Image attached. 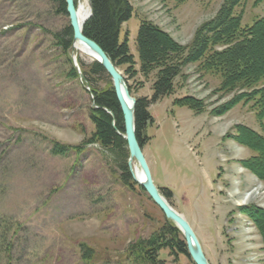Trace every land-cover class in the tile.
<instances>
[{
  "label": "rangeland",
  "instance_id": "obj_1",
  "mask_svg": "<svg viewBox=\"0 0 264 264\" xmlns=\"http://www.w3.org/2000/svg\"><path fill=\"white\" fill-rule=\"evenodd\" d=\"M130 1L121 40L133 62L118 69L134 97L151 98L159 71L141 69L143 22L185 47L172 90L149 105L143 151L155 184L172 192L168 202L189 221L210 264H264L249 210L264 209V178L247 164L260 153L241 141L244 127L264 138V80L225 88L205 60L224 44L209 41L202 57L187 58L225 0ZM58 9L52 0H0V264H195L177 245L183 232L168 233L175 223L146 189L123 182L118 150L94 139L92 89L113 81L81 78L80 61L95 59L64 48L56 34L70 17ZM234 14L250 26L264 18V0H242ZM56 144L66 152L54 153ZM158 234L154 252L135 250Z\"/></svg>",
  "mask_w": 264,
  "mask_h": 264
},
{
  "label": "trees",
  "instance_id": "obj_2",
  "mask_svg": "<svg viewBox=\"0 0 264 264\" xmlns=\"http://www.w3.org/2000/svg\"><path fill=\"white\" fill-rule=\"evenodd\" d=\"M52 1L58 4L59 12L68 13L66 0ZM241 1L225 0L213 20L206 23L197 32L198 37L204 31H207L208 34H203V37L197 38L187 55L188 61L199 59L205 53L209 41L213 45H226L221 51H212L205 60L210 68L221 71L224 79L223 86L227 89L255 85L264 80V18L257 19L250 26H243L241 15L234 14L235 7ZM90 3L92 14L84 24V34L95 40L117 66L133 62V54L130 52L128 39L121 40L122 25L132 16L131 1L90 0ZM56 35L65 49L71 48L73 29L70 24ZM137 47L143 71L159 67L151 98L135 96L137 98L135 107L136 133L140 144L144 146L148 138L147 127L152 120L149 105L172 90L174 79L180 72V58L177 55L184 52L185 47L175 43L166 32L154 23L147 21L140 25L137 34ZM80 66L84 80L88 84L96 81L95 79L100 75H107L111 82L106 69L97 60H94L90 65L80 61ZM73 70L74 74H77L75 67ZM128 85L132 93V87L129 83ZM262 91L260 108L264 114V89ZM92 92L94 95L93 102L95 106L97 105L96 108L93 106L92 109V118L96 124L94 139L99 140L104 146H111L118 150L117 159L123 173V182L130 185L136 183L128 167L127 142L122 136L125 133L123 113L113 84L111 83L104 89H92ZM190 102L191 100L187 104L191 108L195 107ZM242 133L241 141L256 147L260 153L250 159L247 164L261 178H264V138L246 127L243 128ZM66 150L67 147L64 145L56 144L53 152L60 154ZM160 190L167 199L172 196L171 191L168 192L163 187ZM253 208L249 210L264 240V209ZM167 230L169 234L175 236L180 232L175 224H168ZM162 238L163 235L158 234L148 239H141L137 242L138 247L136 246L135 250L140 255L142 252H154ZM177 245L183 253L189 256L184 238L178 240Z\"/></svg>",
  "mask_w": 264,
  "mask_h": 264
},
{
  "label": "water",
  "instance_id": "obj_3",
  "mask_svg": "<svg viewBox=\"0 0 264 264\" xmlns=\"http://www.w3.org/2000/svg\"><path fill=\"white\" fill-rule=\"evenodd\" d=\"M66 4L67 12L70 17V25L73 29L72 47L74 48V42L77 40L84 43L96 55V60L103 65L108 75L112 78L113 87L123 113L125 133L122 134V136L126 140L127 147L129 149L128 167L133 179L137 181L144 189H146L152 200L160 207L167 219L173 221L176 227H178L183 232L189 255L192 257L195 264H210L203 251L198 236L195 233L193 227L190 225L189 221L183 214L171 206L167 198L161 192L160 188L157 187L154 182L150 166L143 151V146L140 144L136 133L135 107L137 98L131 94L126 78L123 76L121 71L118 69V66L113 62L106 51L95 40L87 37L84 34L83 27L87 19L83 24L79 23L76 0H66ZM74 61L76 63V67L80 69V66L76 62L75 58ZM80 75L81 78L84 79V75L81 71ZM94 107H97V105L95 106V103ZM135 160L142 171L141 180L136 178L133 171V163Z\"/></svg>",
  "mask_w": 264,
  "mask_h": 264
},
{
  "label": "bare ground",
  "instance_id": "obj_4",
  "mask_svg": "<svg viewBox=\"0 0 264 264\" xmlns=\"http://www.w3.org/2000/svg\"><path fill=\"white\" fill-rule=\"evenodd\" d=\"M91 14V5H90V0H79V3L77 5V16H78V20L80 24H83L85 22L86 19H88V17ZM74 48L82 53H85L87 55H89L90 57L96 59V55L90 50V48H88L84 43H82L81 41H75L74 42ZM133 171L134 174L136 176V178L138 180L142 179V171L140 166L137 164L134 167L133 164Z\"/></svg>",
  "mask_w": 264,
  "mask_h": 264
}]
</instances>
